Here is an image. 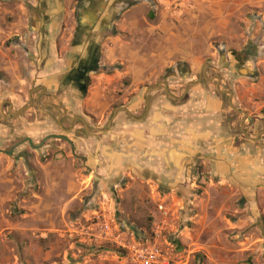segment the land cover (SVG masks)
Returning <instances> with one entry per match:
<instances>
[{"label":"rangeland","instance_id":"374dc122","mask_svg":"<svg viewBox=\"0 0 264 264\" xmlns=\"http://www.w3.org/2000/svg\"><path fill=\"white\" fill-rule=\"evenodd\" d=\"M11 1L0 0V8ZM90 2L71 0L69 8L76 11ZM105 4L111 7L107 34L115 33L111 37L126 48L122 57L117 51L115 62L100 67L98 74L107 78L94 90V99L105 107L103 114L89 119L74 112L75 104L87 103L93 95L60 88L49 93L46 101L68 107L64 119L47 110L41 120L38 112L31 111L29 125L19 120L20 127L14 128L20 137H0V146L7 150L24 138L39 146L51 135H63L72 144L50 139L32 150L21 143L12 156L0 155V264H133L116 248L89 244L80 235L93 218L105 219L113 231L137 246L153 243L152 230L157 226V245L169 264H195L193 255L187 259L178 243L188 230L187 217L180 214L184 208L178 214L168 206L166 193L154 184L152 170L141 166L142 170L135 163L125 167L126 156L137 150L130 137L116 136L122 135L124 123L138 127L159 102L168 104L169 111H164L174 123L198 119L197 103L213 95L225 111L221 114L224 134L244 139L239 131L241 114L231 111L228 96L216 91L215 77L220 78L219 91L231 93L236 81L247 79L237 91L248 108L258 107L256 113L264 118V0L260 6L251 0H106ZM119 25L126 29L120 32ZM18 39L7 38L1 23L2 62L15 60L10 45ZM250 51L254 57L248 55ZM156 53L167 60L151 61ZM96 54L104 61L103 50ZM144 60L151 61L148 67ZM144 65L138 75L131 74L133 66L143 69ZM203 71L206 81L191 85ZM95 79H90L93 86L98 84ZM186 102L191 106L185 107ZM75 115L88 131L76 123L75 132L64 134L60 128L65 129ZM109 122L106 133L110 134L92 132L96 127L107 129ZM159 205L166 208L167 216L158 212ZM132 230L143 238L130 235Z\"/></svg>","mask_w":264,"mask_h":264},{"label":"crops","instance_id":"0c3cea01","mask_svg":"<svg viewBox=\"0 0 264 264\" xmlns=\"http://www.w3.org/2000/svg\"><path fill=\"white\" fill-rule=\"evenodd\" d=\"M15 1L0 8L4 34L19 38L10 45L15 60L2 62L0 48V101L18 108L11 113L15 123L31 119L33 110L16 117L23 111V104L32 103L37 92L43 96L38 100L36 95V100L44 104L42 109L51 108L50 104L57 108L53 110L62 111L61 116L67 115L68 107L46 101L49 93L60 88L71 89L70 94L89 91L93 98L75 104L74 112L85 113L89 119L102 115L105 107L94 99V90L107 78L104 73L98 74L100 67L115 62L117 51L122 57L126 48L119 39L107 36L111 7H106V0H91L76 11L69 8L71 0H18L13 4ZM251 2L260 6V0ZM124 29L119 25L120 32ZM98 49L105 52L104 61L99 60ZM248 55L254 57L251 51ZM167 58L156 53L151 61ZM151 61L144 63L148 67ZM145 65L143 69L133 66L131 74L138 75ZM90 79L98 84L93 86ZM246 81H236L232 104L235 113L247 115L245 132L256 141L224 134L221 114L225 111L221 100L213 95L197 103L198 119L174 123L169 112L165 114L168 104L159 102L154 104V113L142 118L138 127L124 123L122 135L116 136L130 137L137 150L126 156L125 167L135 163L142 170L141 166L152 170L154 184L166 193L168 206L178 214L184 208L180 214L187 217L188 230L178 243L187 259L193 255L195 264H264V118L256 113L258 107L249 109L237 91ZM184 106L191 104L186 102ZM75 119L81 117L75 115L64 132L71 131ZM79 124L88 131L83 120ZM110 124L107 129L92 128V132L104 130L99 133L110 134L106 133ZM198 170L202 176H198Z\"/></svg>","mask_w":264,"mask_h":264},{"label":"built area","instance_id":"2783aa9c","mask_svg":"<svg viewBox=\"0 0 264 264\" xmlns=\"http://www.w3.org/2000/svg\"><path fill=\"white\" fill-rule=\"evenodd\" d=\"M1 33V22H0ZM158 212L163 216H167L166 208L163 205L157 207ZM132 230V234H134ZM81 236L89 242V244L109 245L124 252L133 264H169L166 256L163 255L161 249L157 245L160 235L158 227L152 230L151 241L146 246H137L128 243L122 236L111 229L109 223L102 218L90 219L85 227L81 229ZM142 235H136L137 239H142Z\"/></svg>","mask_w":264,"mask_h":264},{"label":"flooded vegetation","instance_id":"af4514ba","mask_svg":"<svg viewBox=\"0 0 264 264\" xmlns=\"http://www.w3.org/2000/svg\"><path fill=\"white\" fill-rule=\"evenodd\" d=\"M200 80H203L202 76L200 78ZM81 80H79V82H81ZM35 96L34 99H32V103L30 102H26L25 104H23V106L21 108H23V111L16 117V118H19L21 115L25 114V113H28L30 110H33L34 114L36 112L39 113V118L41 120L45 119L43 118V113H45L47 110H51V111H54L58 114V116H61L62 114V111L60 110H53L52 108H45V109H42V107L44 106L43 103H41V101H38L40 100L43 96L40 95V92H37V93H34L33 94ZM36 95H39V99L36 100ZM29 107V109L27 110V108ZM42 109V110H40ZM18 111V108L15 109V108H10V105L8 104V102H3L2 104V101H0V127H2L3 129L0 131V137H9V138H13V137H20L21 135L19 133H16L14 134L15 132V129H18L20 126H19V123L16 124L11 113H14V112H17ZM66 117V115H63L61 116V120L64 119ZM24 122L29 125L28 123V119L27 120H24ZM76 123H82V120L81 119H75L74 120V123H73V126L71 127V131L74 129ZM23 126V125H22ZM15 128V129H14ZM69 129V125L67 127H65V129H62V131H67ZM26 130L23 129L21 131V133L25 132ZM1 132H5L4 134ZM68 133V132H67ZM66 132H64V134H67ZM63 136V135H61ZM23 137H28V136H24ZM65 137V136H64ZM27 140H30L29 138H24L22 140V142H19V143H16V144H13L11 147H9V149L7 150L6 147H1L0 146V155H6V156H12L14 154V151L15 149L20 146L21 143H24L25 145H27V148L28 149H32V150H36L38 148H41L43 147L44 143L41 144L39 143V146H36V145H33L32 144V141H31V145L28 143ZM44 141V140H43ZM5 143H8V140L5 141ZM72 146V145H70Z\"/></svg>","mask_w":264,"mask_h":264},{"label":"water","instance_id":"95a60500","mask_svg":"<svg viewBox=\"0 0 264 264\" xmlns=\"http://www.w3.org/2000/svg\"><path fill=\"white\" fill-rule=\"evenodd\" d=\"M245 72V71H244ZM246 73V72H245ZM202 77L206 80V71H203V73H202ZM215 79H216V91L218 92V93H221V94H226L227 96H228V98H227V103H228V106H229V108L231 109V110H233V111H235V109H234V107H233V104H232V93L231 92H221V91H219V83H220V78L219 77H215ZM199 83V81H197L196 83H194V84H198ZM194 84H191V85H194ZM164 85V87H165V84H163ZM158 88V86H155L154 87V89H157ZM151 90H153V89H151ZM48 106L49 107H51V108H53V109H57V108H55L54 106H52V105H50V104H48ZM237 113H239V114H241L242 115V118H241V120H240V123H239V129H240V132H241V134L243 135V136H245L248 140H250V141H256L257 139H251L247 134H246V132H245V128H244V126H245V121L247 120V115L245 114V113H243V112H240V111H237ZM97 132H105L104 130H96ZM264 134V133H263ZM50 139H53V140H61V141H64V142H66V143H68L69 145H71V142L66 138V137H64V136H61V135H51V136H48V137H46L45 139H44V141H42V143L41 144H43L45 141H47V140H50ZM28 141V143L31 145V141L30 140H27Z\"/></svg>","mask_w":264,"mask_h":264},{"label":"trees","instance_id":"16d2710c","mask_svg":"<svg viewBox=\"0 0 264 264\" xmlns=\"http://www.w3.org/2000/svg\"><path fill=\"white\" fill-rule=\"evenodd\" d=\"M115 33H110V34H107V36H113ZM117 250V252H120L121 254L123 253L124 254V252H122L121 250H119V249H116ZM122 254V255H123Z\"/></svg>","mask_w":264,"mask_h":264},{"label":"bare ground","instance_id":"6f19581e","mask_svg":"<svg viewBox=\"0 0 264 264\" xmlns=\"http://www.w3.org/2000/svg\"><path fill=\"white\" fill-rule=\"evenodd\" d=\"M243 73H245V72H243Z\"/></svg>","mask_w":264,"mask_h":264}]
</instances>
